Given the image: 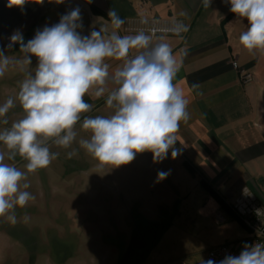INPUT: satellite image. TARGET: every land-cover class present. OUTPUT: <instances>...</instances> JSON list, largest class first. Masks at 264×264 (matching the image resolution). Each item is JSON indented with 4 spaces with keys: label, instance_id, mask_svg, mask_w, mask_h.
Listing matches in <instances>:
<instances>
[{
    "label": "clouds",
    "instance_id": "1",
    "mask_svg": "<svg viewBox=\"0 0 264 264\" xmlns=\"http://www.w3.org/2000/svg\"><path fill=\"white\" fill-rule=\"evenodd\" d=\"M27 2L8 0L7 6L22 8ZM211 2L202 0L205 8ZM227 2L232 13L248 21L247 30L239 35L242 48L249 53L264 52V0ZM108 15L113 28L108 34L100 29L81 35V13L76 7L58 23L38 30L26 44L22 35L14 34L11 40L20 44L22 60H11L0 49V77L10 64L30 65L32 56L38 59L34 75L20 83L16 96L23 117L0 130V217L12 224L17 222L16 209L35 199L25 190L30 185L21 182L28 173L47 168L56 159L58 153L50 150V143L65 149L72 146L78 122L82 121L81 129L89 133L79 145L101 168L130 163L143 152H151L154 160H163L169 149L173 158L178 155L174 145L180 140V122L189 118V100L183 87L174 83L182 54L174 53L163 37L154 41L153 34L143 30L120 35L117 30L124 20L113 10ZM170 31L180 36L187 26L177 23ZM109 61L120 62L111 74ZM109 82L115 87L108 92L106 104L114 109L113 114L84 115L93 108L84 97L89 93L103 96ZM14 105V99L8 98L0 105V117ZM74 154L69 152V158ZM17 157L26 162V171L13 163ZM157 175L162 180L168 173ZM219 264H264V243L245 244L238 256L227 255Z\"/></svg>",
    "mask_w": 264,
    "mask_h": 264
},
{
    "label": "rangeland",
    "instance_id": "2",
    "mask_svg": "<svg viewBox=\"0 0 264 264\" xmlns=\"http://www.w3.org/2000/svg\"><path fill=\"white\" fill-rule=\"evenodd\" d=\"M67 3L60 13L64 15L79 7L82 28L78 31L81 35L102 29L101 20L90 21L81 5ZM54 8L59 10L52 6V11ZM5 54L14 61L22 60L24 55L20 48ZM31 61L30 65L10 64L0 77V105L10 97L15 101L14 107L0 117V130L10 127L24 115L16 96L20 83L30 74L34 75L38 59L32 56ZM115 62L109 61L110 69L113 64L116 68ZM113 87L109 82L107 91L99 98L93 93L86 95L85 101L93 108L84 115L113 114L114 109L106 104L108 92ZM4 120L8 123L4 124ZM81 122L76 125L78 135L72 146L65 149L50 143V150L58 153L56 159L47 168L28 173L26 181L21 182L30 185L25 190L35 199L25 208L16 209L17 222L12 224L0 217V264H105L100 258L107 251L87 245L88 241L95 242L103 232L106 237L114 235L108 241L119 243L120 239H125L124 227L129 228L126 231L129 239L134 228L138 235L135 241L141 239L150 250L142 264H174L175 261L200 264L210 247L233 243L240 246L246 241L247 231L233 214L220 210L226 217L223 223H217L213 217L200 216L196 209L200 200L198 192L206 194V189L203 190L198 182L195 186L185 181L181 173H177L179 167H172V175L160 180L158 172L168 173L171 167L149 164V157L144 155L148 152H143L130 163L101 168L79 145L80 139L89 138V133L81 129ZM73 151L75 154L69 158L68 153ZM13 163L26 171V162L19 157ZM187 190L192 195L188 200L184 199ZM257 194L264 203L263 194ZM102 224L111 228H101ZM72 254L74 258L68 260Z\"/></svg>",
    "mask_w": 264,
    "mask_h": 264
},
{
    "label": "crops",
    "instance_id": "3",
    "mask_svg": "<svg viewBox=\"0 0 264 264\" xmlns=\"http://www.w3.org/2000/svg\"><path fill=\"white\" fill-rule=\"evenodd\" d=\"M67 1L81 5L90 21L101 20L105 34L113 31L108 15L111 10L123 20L138 15L178 18L185 22L187 31L183 35L153 36L154 41L163 37L174 53L182 54L174 83L183 87L189 100V118L180 122L177 133L180 140L174 145L178 155L173 158L172 149L163 160H154L151 152L144 155L149 157L151 165L171 167L170 175L172 167H179L177 173L185 181L195 186L198 182L203 190L200 180L204 178L226 202L233 201L243 185L261 200L257 193L264 197V52L249 53L240 45L239 35L249 26L247 19L232 13L227 0H212L209 8L204 7L202 0H146L143 8L139 0H43L42 3L28 0L22 8H9L8 0H0V49L17 50L20 44L11 40L14 34L22 35L26 44L38 30L59 21L61 7ZM52 6L59 10L52 11ZM117 31L122 36L136 34L124 33L122 26ZM119 63L115 62L116 68ZM116 68L113 64L109 70L113 73ZM242 71L251 73L252 81L243 83ZM186 165L192 166L194 173ZM205 192H198L200 200L196 206L202 218H214V213L220 210L233 214ZM191 196L187 190L184 199ZM101 228L111 226L102 224ZM128 229H122L126 237L119 243L111 242L114 235L106 237L101 232L99 239L89 240L87 245L107 251L100 258L101 263L142 264L150 250L141 239L135 241L138 235L134 228L129 239Z\"/></svg>",
    "mask_w": 264,
    "mask_h": 264
},
{
    "label": "built area",
    "instance_id": "4",
    "mask_svg": "<svg viewBox=\"0 0 264 264\" xmlns=\"http://www.w3.org/2000/svg\"><path fill=\"white\" fill-rule=\"evenodd\" d=\"M139 2L140 8H143L146 0H139ZM177 23L185 25V22L178 18L128 16L124 18L122 31L124 33H137L143 30L146 33L153 34V36L157 34H173L170 29ZM183 34L184 32L180 35ZM252 79L251 73L244 71L240 73V80L243 83L252 81ZM227 205L240 224L246 229L248 238L240 246L237 243H233L218 244L210 247L200 264L207 260H212L215 264H219V261L227 255L238 256L245 244L264 243V203L255 193L248 186L243 185L233 201L227 202ZM214 219L217 223L226 221V217L221 212H215ZM174 264H184V262L175 261Z\"/></svg>",
    "mask_w": 264,
    "mask_h": 264
},
{
    "label": "trees",
    "instance_id": "5",
    "mask_svg": "<svg viewBox=\"0 0 264 264\" xmlns=\"http://www.w3.org/2000/svg\"><path fill=\"white\" fill-rule=\"evenodd\" d=\"M189 171L194 173V169L190 165H186ZM201 185L207 190V192L216 199V201L220 204L221 207L228 208L227 202L225 199L207 182L204 178L200 180Z\"/></svg>",
    "mask_w": 264,
    "mask_h": 264
}]
</instances>
